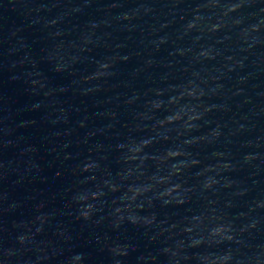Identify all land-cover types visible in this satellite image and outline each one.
<instances>
[{"label":"water","instance_id":"95a60500","mask_svg":"<svg viewBox=\"0 0 264 264\" xmlns=\"http://www.w3.org/2000/svg\"><path fill=\"white\" fill-rule=\"evenodd\" d=\"M0 193L155 264H264V0H0Z\"/></svg>","mask_w":264,"mask_h":264}]
</instances>
